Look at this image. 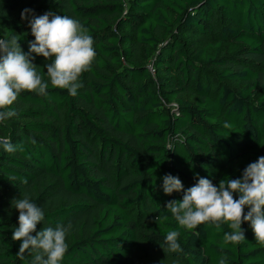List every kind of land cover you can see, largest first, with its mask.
Returning <instances> with one entry per match:
<instances>
[{"label":"trees","instance_id":"trees-1","mask_svg":"<svg viewBox=\"0 0 264 264\" xmlns=\"http://www.w3.org/2000/svg\"><path fill=\"white\" fill-rule=\"evenodd\" d=\"M49 11L87 28L96 57L72 96L33 54L47 94L22 92L0 123L23 147L0 146V264H32L12 240L25 195L44 210L37 231L71 225L60 264H264L250 223L239 244L227 225L188 230L166 209L184 192L162 188L166 174L218 186L264 156V0H0V39L27 53L31 16ZM169 230L182 252L167 250Z\"/></svg>","mask_w":264,"mask_h":264},{"label":"clouds","instance_id":"clouds-1","mask_svg":"<svg viewBox=\"0 0 264 264\" xmlns=\"http://www.w3.org/2000/svg\"><path fill=\"white\" fill-rule=\"evenodd\" d=\"M31 12L23 10L21 18L27 19ZM29 27L34 40L29 42L27 53L22 50L18 35L0 39V123L16 115L11 106L22 92L47 94L49 83L33 63V54L50 61L45 67L51 86L67 90L72 96L83 86L80 77L90 70L96 57L92 36L76 19L49 11L39 16L33 14ZM0 146L9 153L23 151L22 146H14L8 137H0ZM162 188L166 195L184 192L182 201L172 200L166 205L180 226L192 230L205 223L217 228L227 225L230 231L224 233L225 244H239L245 240L242 224L248 222L255 240L264 246V156L248 164L242 178H225L218 186L200 177L194 186L184 190L178 177L166 174ZM14 207L19 216L12 240L22 241L17 256L23 259L25 252H30L32 264H60L68 250L66 237L71 225L44 226L37 231V225L45 219L44 210L31 202L28 195L15 199ZM156 219L159 222L160 218ZM179 236L178 230L166 233L164 243L168 251H183ZM219 264H226V257H221Z\"/></svg>","mask_w":264,"mask_h":264},{"label":"rangeland","instance_id":"rangeland-1","mask_svg":"<svg viewBox=\"0 0 264 264\" xmlns=\"http://www.w3.org/2000/svg\"><path fill=\"white\" fill-rule=\"evenodd\" d=\"M238 47H240L238 44H235V43H233V42H227V43H225V44L223 45V51H224V52H229V51H231V50H235V49H237ZM211 70H214V71H215V69L212 68V69L209 70V72H210ZM229 85H231L232 88H237V87H238V83H237V82H230Z\"/></svg>","mask_w":264,"mask_h":264}]
</instances>
